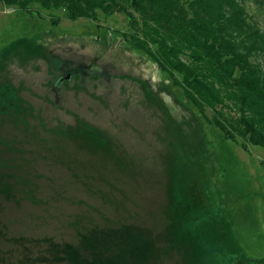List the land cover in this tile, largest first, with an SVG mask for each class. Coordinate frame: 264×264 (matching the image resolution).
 <instances>
[{
  "label": "rangeland",
  "instance_id": "obj_1",
  "mask_svg": "<svg viewBox=\"0 0 264 264\" xmlns=\"http://www.w3.org/2000/svg\"><path fill=\"white\" fill-rule=\"evenodd\" d=\"M245 3L264 27V0ZM129 29L124 12L69 19L62 9L29 14L0 1V88L22 79L46 91L45 71L36 70L46 45L71 64L95 59L90 74L105 71L97 87L107 88L109 104L72 90L58 102L108 132L122 117L134 126L124 136L111 131L112 140L80 130L63 144L56 134L41 138L28 121H18L16 105L0 102V264L106 263L105 250L127 252L128 264H172L184 255L191 264L201 257L203 264H264V148L223 137L128 42ZM107 32L125 39L104 48L97 38H109ZM123 73L131 76L117 75ZM138 76L155 87L164 80L170 111L156 113L164 102L153 90L148 97ZM40 105L47 117L71 120L58 106ZM140 233L145 238L134 243L129 234ZM86 236L103 254L87 251ZM63 246L74 250L72 259Z\"/></svg>",
  "mask_w": 264,
  "mask_h": 264
},
{
  "label": "trees",
  "instance_id": "obj_2",
  "mask_svg": "<svg viewBox=\"0 0 264 264\" xmlns=\"http://www.w3.org/2000/svg\"><path fill=\"white\" fill-rule=\"evenodd\" d=\"M0 1L29 14L62 9L69 19L97 18L99 10L105 15L124 12L128 42L167 73L200 116L216 125L223 137L241 139L243 147L250 143L264 148V27L249 15L245 0ZM0 102L21 105L9 85L0 88ZM129 235L134 243L145 238L143 233ZM87 240L89 253L103 254L101 244ZM60 249L68 260L75 255L71 248ZM104 253L110 261L83 264H128L127 252ZM182 257L172 264H191L187 255ZM200 259L195 264H203Z\"/></svg>",
  "mask_w": 264,
  "mask_h": 264
},
{
  "label": "flooded vegetation",
  "instance_id": "obj_3",
  "mask_svg": "<svg viewBox=\"0 0 264 264\" xmlns=\"http://www.w3.org/2000/svg\"><path fill=\"white\" fill-rule=\"evenodd\" d=\"M108 35H110L109 40L104 39V36L97 38L99 42L103 44V47L111 46L115 41H124V37H120L118 34L107 32ZM45 45V44H44ZM44 53H42V56H44L43 63L40 68H36L42 71H45L44 76L42 77V80L40 82V86H44L45 88L48 87L46 91H39L36 89V87L32 84V82L28 83L27 80H16L13 82H10L7 80L5 83L7 86H11L14 89L15 94L18 96L19 103L21 104L17 108L16 116L18 117V121L22 122L23 116L24 120L28 121L29 125L32 127L31 129L34 130V133L38 134L41 138L50 140V138H53L52 136L54 134V140L55 142H63L65 144V141H71L73 136L77 135V132L85 131V132H94V133H105L107 137H110V140H112V135L110 134L113 132L120 133V135L124 136L123 131L128 130L130 126L131 129H134L133 124H130L127 121L123 120V117L120 118L116 124L119 122V124L116 127V130L110 129L111 131L108 132L105 128H97L99 126L95 121H92L88 119L84 114L81 113L80 109H77L75 107H71L70 105H67L65 103L58 102L59 97L62 100V94L66 93L67 95L70 90L74 91L75 95L78 93L88 94L92 96L93 99L96 101H99L100 103L107 105L109 104V99H107V96L105 97L104 94H106V87H97V84L100 80H102V76L105 74V71L100 70V73H91L90 74V68L94 65L95 59L92 60V62H77L75 64H71V60L63 59L62 57L54 55L45 45ZM47 52V53H46ZM60 59V60H56ZM17 60V58L15 59ZM158 68V66H156ZM92 70V69H91ZM107 73L112 79L115 77L113 75V72L110 70H107ZM121 78H125L127 75L131 76L130 74L123 73V74H117ZM116 75V76H117ZM117 76V77H118ZM140 77V76H138ZM130 81L132 79L128 78ZM140 80L142 82L141 86H143L144 90L147 89L148 97L150 95V90H153L156 94H159V99L161 100L162 108L159 109V106L157 102H153L152 99L149 98V103H151L153 106H158V112L161 113V116L163 114V111L165 112L167 109L170 111V104L167 103L166 98L164 97V92L161 89L162 82H159L156 87L153 86L151 83V80L149 81L146 78L140 77ZM137 84V80H133ZM45 82V83H44ZM122 86H124L122 84ZM140 86V85H139ZM28 87V88H27ZM121 87V86H120ZM29 88H32L34 91H37L36 93L29 90ZM74 88H84L87 90L82 89H74ZM122 88V87H121ZM85 91V92H84ZM30 93L28 95L35 97V101H33L29 96H26L24 93ZM38 96V97H37ZM162 97H164L162 99ZM31 100H29V99ZM164 100V101H163ZM37 101V103H35ZM46 101V102H45ZM34 102V103H33ZM48 103L50 106H58L61 109H63L65 114L71 115V120H66L60 115H53L50 117H47L43 113V108L40 105V103ZM39 103V104H38ZM165 104V105H164ZM167 104V105H166ZM172 105V104H171ZM167 110V111H168ZM130 120V119H129ZM158 123L161 122L160 118H157ZM124 121V122H123ZM133 122V121H132ZM157 122V121H156ZM134 124L135 121L133 122ZM137 125V124H136ZM139 126V125H138ZM144 126H139L140 129H142ZM147 127V123L145 125ZM109 130V129H108ZM131 130V131H132ZM154 131V130H153ZM156 133V131H154ZM98 134V135H99ZM145 134V133H144ZM138 135V132L136 136ZM67 139V140H66ZM140 142L143 145V141L140 139Z\"/></svg>",
  "mask_w": 264,
  "mask_h": 264
},
{
  "label": "water",
  "instance_id": "obj_4",
  "mask_svg": "<svg viewBox=\"0 0 264 264\" xmlns=\"http://www.w3.org/2000/svg\"><path fill=\"white\" fill-rule=\"evenodd\" d=\"M156 64V63H155Z\"/></svg>",
  "mask_w": 264,
  "mask_h": 264
}]
</instances>
